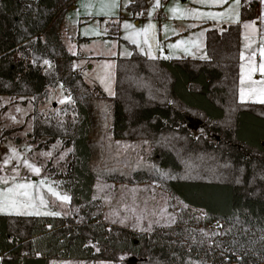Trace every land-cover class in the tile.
I'll return each instance as SVG.
<instances>
[{"label":"trees","instance_id":"obj_1","mask_svg":"<svg viewBox=\"0 0 264 264\" xmlns=\"http://www.w3.org/2000/svg\"><path fill=\"white\" fill-rule=\"evenodd\" d=\"M73 1L0 0V94L39 100L60 82L73 99L62 121L48 113L33 122L44 146L58 138L71 146L64 177L72 213H0V264L116 261L122 253L138 264H264V102L238 99L242 24L257 18L258 0H242L239 22L206 30V58L158 59L134 50L115 60L112 136L148 140L150 179L187 206L175 228L151 233L108 225L92 198L87 102L102 95L73 67L76 56L60 36ZM146 1L128 7L144 10ZM193 116L213 141L191 133ZM193 166V175H175ZM186 225L223 242L209 247L183 237Z\"/></svg>","mask_w":264,"mask_h":264},{"label":"rangeland","instance_id":"obj_2","mask_svg":"<svg viewBox=\"0 0 264 264\" xmlns=\"http://www.w3.org/2000/svg\"><path fill=\"white\" fill-rule=\"evenodd\" d=\"M131 1L74 0L65 11L59 32L68 51L76 56L73 67L102 95L87 102L90 167L95 176L92 198L101 206L102 219L108 225L151 233L175 228L187 206L159 181L150 179L153 162L148 140L112 136L115 60L130 56L134 50L158 59L206 58V30L239 22V0H147L144 10L134 12L128 7ZM260 20L264 21V0ZM241 34L238 99L264 102V26L255 25V21L242 24ZM76 36L87 39L75 43ZM72 101L60 82L50 86L39 100L0 94V211L23 215L72 213L64 177L71 146L60 138L44 146V139L33 135L37 115L52 113L62 121L65 113L72 111L66 106ZM187 126L195 137L202 135L213 141L196 117H190ZM195 170L193 166L175 175L187 177ZM198 214L202 215L200 211ZM216 225L211 231L215 232ZM182 228L183 237L204 241L209 247L223 242L212 232L200 233L199 227ZM48 264L138 262L133 255L122 253L116 261L52 258Z\"/></svg>","mask_w":264,"mask_h":264},{"label":"crops","instance_id":"obj_3","mask_svg":"<svg viewBox=\"0 0 264 264\" xmlns=\"http://www.w3.org/2000/svg\"><path fill=\"white\" fill-rule=\"evenodd\" d=\"M241 3H242V0H239V4H238L239 5V19H240V7H241ZM260 6H261V0H258L257 19L256 20H253V21H255V25H257V26H260V25H263L264 26V21H261L260 20ZM253 21L244 22L243 25L246 24V23L253 22ZM225 25H228V24H225ZM225 25H222V27L225 26ZM241 36H242V34H241ZM86 39L87 38H79L78 36H76L73 39V42L78 43L79 41H81V40L85 41ZM241 47H242V39L240 40V49H241ZM239 69H240V65H239ZM0 213H2V214H10V213L2 212V211H0ZM21 215H23V214H21ZM39 215H45V214H39ZM48 215H50V214H48Z\"/></svg>","mask_w":264,"mask_h":264},{"label":"built area","instance_id":"obj_4","mask_svg":"<svg viewBox=\"0 0 264 264\" xmlns=\"http://www.w3.org/2000/svg\"><path fill=\"white\" fill-rule=\"evenodd\" d=\"M219 221H216V223H218Z\"/></svg>","mask_w":264,"mask_h":264},{"label":"snow or ice","instance_id":"obj_5","mask_svg":"<svg viewBox=\"0 0 264 264\" xmlns=\"http://www.w3.org/2000/svg\"><path fill=\"white\" fill-rule=\"evenodd\" d=\"M47 63V62H46ZM36 171H39L38 169Z\"/></svg>","mask_w":264,"mask_h":264}]
</instances>
